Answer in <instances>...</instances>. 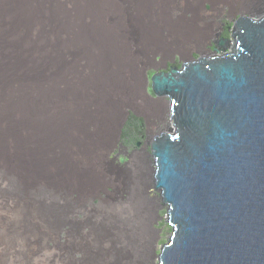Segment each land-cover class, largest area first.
<instances>
[{"label": "bare ground", "instance_id": "1", "mask_svg": "<svg viewBox=\"0 0 264 264\" xmlns=\"http://www.w3.org/2000/svg\"><path fill=\"white\" fill-rule=\"evenodd\" d=\"M93 1L89 0L84 6L88 11L82 12L71 0H0V264H52L51 259H40L38 252L42 249V226L49 225L55 233L56 229L65 230L72 240L76 236L65 225L78 224L79 220L73 219L77 213L85 216L74 205L60 210L58 198L75 202L78 197L69 192L92 191L91 185L99 183L102 176L106 185L107 171L113 175L116 189L126 196L114 204L103 201V260H98L99 264L149 261L156 244L152 227L156 208L164 209L171 230L156 255L157 264H161L159 256L164 247L171 245L175 228L169 223L170 203L165 202L161 188L153 185L157 158L151 155L150 148V153L132 155L124 167L115 168L117 172L103 164V174L96 171L90 178L94 160H99L95 152L119 140L124 107L147 118L153 133L147 141L149 145L160 132L169 131L165 120L169 103L164 101L166 96L153 99L146 95L147 77L141 62L153 59L165 65V59L174 51L186 56L190 49H200L210 38L208 33L219 10L248 13L255 17L253 20L264 16V0H100L101 9H96ZM204 2L212 4L210 12L202 11ZM70 11L73 14L68 26L64 16ZM175 12H186L190 17H178ZM102 13L103 32H87L85 22L90 18L94 21V16ZM91 41L101 43L97 50L101 49L102 62L91 66L97 76L93 82L75 77L72 84V75H67L68 84L60 93V75L71 74L69 69L74 66L67 62L66 55L73 58L82 52L81 46H89ZM226 42L221 39L214 44L224 51ZM204 47V57L222 56L214 54L218 49ZM193 61L196 60L191 57L184 63ZM98 75H103V93ZM60 98L67 104L65 110ZM88 126L94 128L92 138L103 136L93 145L92 149L98 145L95 150L78 139L87 136ZM74 141L77 159L69 151V143ZM48 156L51 162H47ZM106 158L104 154V161ZM116 159L113 161L121 165L122 161ZM62 183L65 188L55 191L54 187ZM101 194L96 196L98 201L108 195ZM36 248L38 251L33 253ZM27 256L30 258L26 261Z\"/></svg>", "mask_w": 264, "mask_h": 264}, {"label": "water", "instance_id": "2", "mask_svg": "<svg viewBox=\"0 0 264 264\" xmlns=\"http://www.w3.org/2000/svg\"><path fill=\"white\" fill-rule=\"evenodd\" d=\"M231 42L150 79L174 128L150 144L175 228L161 264H264V16L239 17Z\"/></svg>", "mask_w": 264, "mask_h": 264}, {"label": "rangeland", "instance_id": "3", "mask_svg": "<svg viewBox=\"0 0 264 264\" xmlns=\"http://www.w3.org/2000/svg\"><path fill=\"white\" fill-rule=\"evenodd\" d=\"M71 2L80 11H82V12L88 11L84 8V6L89 4V0H71ZM65 4L66 3H64L63 5H65ZM92 5L94 7H96V9H98V8L101 9V7H103V4L100 2V0H94ZM96 9H95V11H96ZM201 9L204 12H210L212 9V4H210L208 2H204ZM175 13H176L175 15L178 17H181V15L185 18L190 17V14H188L186 12H184V13L175 12ZM217 13L218 14H216V17L213 18V20L215 21V24L213 23L214 24L213 28L211 26V28H210L211 31L208 33V36H210V38L207 40L208 43L204 42L201 47L205 46L204 49H210L212 51L213 48L218 49L216 47V45L214 44V41H219L221 39L227 40V42L225 44L226 45L225 50L222 51L221 49H218V52L214 53V54L224 55L227 52H229V50L232 46L231 33H232V28L234 26L235 21L239 17H247L250 19H255V17L250 16L248 13L243 14L240 12H235L234 14H229L227 12L219 10ZM72 14H73V11H70V15L64 16L65 25L70 26L69 21H70V16H72ZM82 17L87 18V16H85L83 14H82ZM93 19H94V21L91 20V18H90L85 22L87 24V27H88L86 29V31L90 32L93 29H97V30L99 29V30H101V32H103V28H102V26H103V13L98 15V16H94ZM69 31H70V28H69ZM71 33H74V31H72ZM160 34L168 35L166 31H161ZM206 37H205V39H206ZM97 41L103 42V40H97ZM91 42H92V44H90L89 46H81L80 48H81L82 52H79V54L75 55L73 58H70L66 55V59L68 60L67 62L74 64V66L72 67V69H69V70H72L71 74L66 73V75H60V77L58 79V84H57V88L59 89L60 93H62V94L64 93L65 87L68 84L66 81L67 75H72V77H71L72 84L75 83V81H73L75 77H76V79H79L81 81L83 79H88V80L90 79V81L93 82V78H95L97 76L94 74L95 69H92L91 66L92 65L95 66V64L97 65L99 62H102V54L100 52L101 49L98 48V50H97V47L101 48V45H100L101 43L97 42L96 44H93V41H91ZM77 43H78V41H77ZM77 47H79V43H78ZM201 47H200V49H190L188 52L190 54L189 55L187 54L186 56L183 53H179L177 51H174V52H172L171 55H168L167 58L165 59V62H164L165 65H161L160 63H157L153 59H151L152 61L141 62L144 64V71H145V75L147 77V82H146V86H145L146 95L149 96L150 98H153V99L157 98V96H155L152 93L151 88H150V78L153 74L160 72L164 69L170 68L172 66L183 64L185 61H189V59L191 57L194 58V60H196L199 57H204L205 55L202 54ZM151 55L156 56V57L158 56L156 54H151ZM201 55H203V56H201ZM208 55H206V57H208ZM158 57L160 58V56H158ZM97 78H98L99 84L101 85V91L103 93V75H98ZM60 100L65 105V108H64V110H65L67 104L64 102L63 98L62 99L60 98ZM164 101L169 103V98L165 97ZM64 110H63V112H64ZM121 112L123 113L124 118L119 124V130H118L119 131V133H118V139L119 140H117L116 144H114L115 142H113L109 147H107L104 150H103V145L100 146V148H98L96 150L95 155H97V158H99V160H94L95 161L93 163L94 170L91 171V173H92L91 175H88L90 178L95 177L96 171L103 174V164H104V166L108 165L107 167H112V169L116 171V169H120V168L124 167L127 164V162L130 160V157L132 155L139 154L142 151L146 152V153H150V145L148 144L147 141L150 138V133H152V132H151L147 118L144 117L138 111H136L132 108H128V107L121 108ZM124 113H125V115H124ZM168 113H169V115H168ZM168 113H166L167 118L165 120L169 125V127H168L169 131H162L160 129L155 133L162 131L163 133L173 134L174 128L170 124L171 123L170 122V111ZM102 117H103V98H102ZM128 123H132V126L129 129L130 130L129 133L133 132L134 128H136L135 126H140V127L143 126L142 127L143 137L140 135V138L141 137L142 138L139 140V142H138L139 145L137 147L136 146L130 147L132 143H130L128 145V143L126 142V138H123V134H122L123 132L122 131H123V128L125 127V125ZM101 129H102V131H100V134L103 133V126H101ZM170 130H171V132H170ZM86 131H87V136L84 135V136L79 137L78 139H81L82 141H84L85 146L91 150L93 145L97 141L101 140V138L103 136H98L97 139L92 138L91 135H93V133H94V128L92 126L86 127ZM6 140H7V138H6ZM7 145H8L7 147L9 148L10 144L8 143ZM132 145L134 146V144H132ZM97 146H94V148L92 150H95V147H97ZM56 151H57V149H56ZM69 151H70L71 157L73 159L78 158L77 157V153H78L77 151L78 150L76 147V141H74V143H69ZM104 154L107 157L105 159V161H104ZM56 155H58V154L55 153L54 156H56ZM142 155H144V154H142ZM144 157L141 156V158H144ZM114 158L115 159L117 158L116 159L117 161L121 160L122 164L121 165L117 164L116 161H113ZM49 159L50 160L47 162H51V157H49ZM145 159L147 160L149 158H145ZM73 162L76 163V160H74ZM60 166H63V165H60ZM66 167H68V166H66ZM66 167L63 170V172H65ZM105 175H106V178L108 180V182H105V183H107L106 185H103V181H102L103 176H102V179L99 181V183H97V181H94L96 184L93 186L91 185V187H93L92 191H89V192L87 191V192H83V193L82 192L81 193H75L74 191L69 192L70 194H73V195L75 194V196L77 195L76 197H78V198L75 200V202L74 201L72 202L71 200L66 201V200H64V198L62 200H60L58 198V207L60 208V210L66 209V208L70 207V205H74V207L79 211L81 210L85 214V216L83 217L80 213H77L76 216H78L79 218L75 216V217H73V219L79 220V223L78 224L71 223L70 226L65 225V227H64L65 229L69 228V230H70L69 233L71 231H73L72 236L73 237L76 236L75 238H77L76 239L77 241L75 240V238H73L72 240H69L68 236H66V233H65V240L62 241L60 239V234L63 233V231L65 232V230L58 231L56 229V233H55V232H53L52 228H50L49 225L47 227L42 226L43 237L40 241V245H41L42 249L38 251V249H37L38 247H37L33 252V253H36V251L40 252V255H41L40 259H42L43 257H46L47 259H51L52 264H55L56 262H57L56 264H86V263L87 264H91V263L92 264L93 263L99 264L98 260H103V255H102L103 254V239L100 238V233H101V230L103 229V217H100V214H103V208H101V207H103V201L105 203L109 202V201H110V203L120 202L123 199H125V196H126L121 190H119L118 188L116 189V184L114 183V181L111 180L113 175L110 174V172H108V171H107V173H105ZM84 178L86 180L87 175L84 176ZM110 185H112V186H110ZM59 188H65L64 184L62 183L60 186L54 187V189H56L55 191H57ZM102 189H103V194H104V192L105 193L107 192L108 195H106V196L104 195L103 198L100 199L99 201L96 198L94 199V195L98 191H99L98 192L99 194H97V195H100ZM116 190H118V191L116 192ZM56 196H57V193H56ZM90 201H91V204L93 203V205L90 204ZM96 201H97V203H96ZM58 217H59V214H56V218H58ZM56 226H57V222L55 221V223L53 225V229H54V227L56 228ZM152 227L155 230V234L153 236V239L155 240V243H156L154 248H153L154 255L149 261H147L144 264H157L156 255L159 252V247L161 244H163L165 242L166 238H168L170 235L171 230H170L169 225L166 222L164 209L156 208L155 215H154V223H152ZM74 233H76L78 235V237H77V235H73ZM100 245H101V247H99ZM98 254H99V256H98ZM28 257L30 258V256H27L26 261L29 259ZM57 257H58V259H57ZM96 257H97V260H96Z\"/></svg>", "mask_w": 264, "mask_h": 264}, {"label": "trees", "instance_id": "4", "mask_svg": "<svg viewBox=\"0 0 264 264\" xmlns=\"http://www.w3.org/2000/svg\"><path fill=\"white\" fill-rule=\"evenodd\" d=\"M132 126V123H128V124H126L125 125V127L123 128V138H126V140H127V143L128 144H130V143H132V144H137V142L143 137V131H142V127H140V126H135L136 128H134V130H133V134L132 133H129V129H130V127ZM140 135L142 136L141 138H140ZM131 144V145H132ZM103 192V189L101 190V193ZM97 194H99L98 192L94 195V198H96V196H97ZM75 198H76V196L75 195H73ZM97 202V201H96ZM60 239L62 240V241H64L65 240V233H61L60 234Z\"/></svg>", "mask_w": 264, "mask_h": 264}, {"label": "clouds", "instance_id": "5", "mask_svg": "<svg viewBox=\"0 0 264 264\" xmlns=\"http://www.w3.org/2000/svg\"><path fill=\"white\" fill-rule=\"evenodd\" d=\"M126 142H127V140H126ZM138 142H139V141H138ZM138 142H137V143H138ZM134 146H136V144H135ZM136 147H137V146H136ZM117 191H118V190H116V192H117ZM98 192H99V191H98ZM122 194H123V193H122ZM74 195H75V194H74ZM107 198H108V197H107ZM110 198H111V197H110ZM110 198H109V199H110ZM94 199H95V198H94ZM111 200H112V199H111ZM91 201H92V200H91ZM91 201H90V204H91ZM96 203H97V202H96ZM91 205H92V204H91ZM78 218H79V217H78ZM63 233H65V232L63 231Z\"/></svg>", "mask_w": 264, "mask_h": 264}]
</instances>
